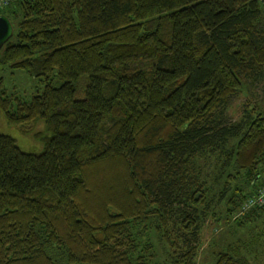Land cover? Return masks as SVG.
I'll return each mask as SVG.
<instances>
[{"label": "trees", "instance_id": "16d2710c", "mask_svg": "<svg viewBox=\"0 0 264 264\" xmlns=\"http://www.w3.org/2000/svg\"><path fill=\"white\" fill-rule=\"evenodd\" d=\"M0 13L13 26L0 63L42 84L24 99L0 77V109L44 123L36 153L0 133V264H195L209 215L233 235L211 264H253L240 232L264 203L241 206L264 187V115L224 111L264 75V0H12Z\"/></svg>", "mask_w": 264, "mask_h": 264}, {"label": "rangeland", "instance_id": "374dc122", "mask_svg": "<svg viewBox=\"0 0 264 264\" xmlns=\"http://www.w3.org/2000/svg\"><path fill=\"white\" fill-rule=\"evenodd\" d=\"M15 22L16 20H14V24ZM262 69L264 71V65ZM0 77L8 91L14 92L24 99H29L31 95L42 88V84L37 78L21 68L11 67L9 63H0ZM252 108L262 112L264 115V75L257 81H243L237 94L226 105L224 113L229 120H235L242 115L245 109L253 112ZM22 128L27 130L23 132ZM43 132V121L38 120L33 124L25 122L20 124L12 123L6 119L4 112L0 109V133L12 137L21 150L31 153L39 152L43 147V143L36 135ZM214 208L216 213H218L217 216L222 215L220 213L222 209L221 203L214 205L211 210ZM235 216L237 215L233 214L232 218ZM225 223L223 221H215L211 215L206 217L198 236L199 244L195 264H211L213 262V253L219 247H222L224 243L233 239V235L227 234ZM244 227L240 232L242 239L247 242L250 240L249 238H252L251 236H254L256 241L255 250L252 246L251 250L254 251L250 253L254 257L252 263L264 264V216ZM258 233L263 234L257 237Z\"/></svg>", "mask_w": 264, "mask_h": 264}, {"label": "water", "instance_id": "95a60500", "mask_svg": "<svg viewBox=\"0 0 264 264\" xmlns=\"http://www.w3.org/2000/svg\"><path fill=\"white\" fill-rule=\"evenodd\" d=\"M13 33V26L9 18L0 13V48Z\"/></svg>", "mask_w": 264, "mask_h": 264}, {"label": "built area", "instance_id": "2783aa9c", "mask_svg": "<svg viewBox=\"0 0 264 264\" xmlns=\"http://www.w3.org/2000/svg\"><path fill=\"white\" fill-rule=\"evenodd\" d=\"M12 0H0V8L4 7L8 3H10ZM264 203V187L260 188L258 192L254 195L248 198L241 206V210H245L255 204H262Z\"/></svg>", "mask_w": 264, "mask_h": 264}]
</instances>
